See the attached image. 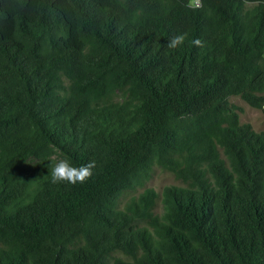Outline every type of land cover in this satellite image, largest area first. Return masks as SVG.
<instances>
[{"label": "trees", "instance_id": "16d2710c", "mask_svg": "<svg viewBox=\"0 0 264 264\" xmlns=\"http://www.w3.org/2000/svg\"><path fill=\"white\" fill-rule=\"evenodd\" d=\"M188 4L0 0V264H264V0Z\"/></svg>", "mask_w": 264, "mask_h": 264}, {"label": "rangeland", "instance_id": "374dc122", "mask_svg": "<svg viewBox=\"0 0 264 264\" xmlns=\"http://www.w3.org/2000/svg\"><path fill=\"white\" fill-rule=\"evenodd\" d=\"M229 102L241 109L239 112L240 123L249 124L255 132L264 131V112L262 110L250 107L236 96L230 97ZM171 185H180V182L171 172L156 167L145 186L153 188L157 193H160L164 187ZM142 190L143 189L140 188L133 192H127L123 197V202L130 196L139 194ZM155 210L157 212L160 211V204L156 206Z\"/></svg>", "mask_w": 264, "mask_h": 264}, {"label": "clouds", "instance_id": "9594fccd", "mask_svg": "<svg viewBox=\"0 0 264 264\" xmlns=\"http://www.w3.org/2000/svg\"><path fill=\"white\" fill-rule=\"evenodd\" d=\"M189 7H200L199 0H189ZM185 40V35L180 34L174 36L169 42V48H176L183 44ZM196 46L201 45V41L196 39L193 41ZM95 167V162H89L86 165L80 167H74L68 159H60L52 167L51 171V182H67L69 184L84 183L92 175V169Z\"/></svg>", "mask_w": 264, "mask_h": 264}, {"label": "built area", "instance_id": "2783aa9c", "mask_svg": "<svg viewBox=\"0 0 264 264\" xmlns=\"http://www.w3.org/2000/svg\"><path fill=\"white\" fill-rule=\"evenodd\" d=\"M199 3H200V0H199Z\"/></svg>", "mask_w": 264, "mask_h": 264}]
</instances>
